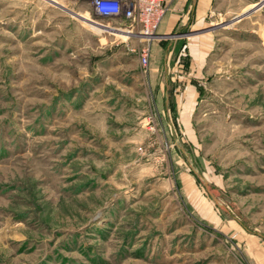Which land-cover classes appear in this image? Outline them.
I'll return each instance as SVG.
<instances>
[{
    "label": "rangeland",
    "instance_id": "374dc122",
    "mask_svg": "<svg viewBox=\"0 0 264 264\" xmlns=\"http://www.w3.org/2000/svg\"><path fill=\"white\" fill-rule=\"evenodd\" d=\"M50 1L0 0V264H264V0L193 33L199 78Z\"/></svg>",
    "mask_w": 264,
    "mask_h": 264
},
{
    "label": "crops",
    "instance_id": "0c3cea01",
    "mask_svg": "<svg viewBox=\"0 0 264 264\" xmlns=\"http://www.w3.org/2000/svg\"><path fill=\"white\" fill-rule=\"evenodd\" d=\"M227 1L228 0H169V11L158 30V34L161 38L165 39V41H161L158 44V47L165 55V63L169 62L173 55H175V61H177V63L181 62V58L189 56V67L192 68L193 73L196 72L195 77L199 78L202 76L201 73L205 69L207 60L210 54L213 53V46L211 43L212 33L207 31H201L197 34L193 33L204 29L210 17L214 14L229 13L231 5L228 7ZM238 1H240V5L244 2L246 8H250L256 3V0ZM50 2L54 4L58 3L56 0H51ZM172 34H174V36H171ZM154 49H156V47H154ZM188 63L187 60V64ZM194 99V86L189 84L186 87L185 95L178 101L179 104H182L183 111L179 113V119H175V125L180 128L181 134H185L183 130L191 126L190 118L195 111ZM172 133L173 132H171V134ZM173 137L176 136L173 134ZM173 145L175 147H180L176 139Z\"/></svg>",
    "mask_w": 264,
    "mask_h": 264
},
{
    "label": "built area",
    "instance_id": "2783aa9c",
    "mask_svg": "<svg viewBox=\"0 0 264 264\" xmlns=\"http://www.w3.org/2000/svg\"><path fill=\"white\" fill-rule=\"evenodd\" d=\"M80 1L86 3L93 13L101 19L121 21L120 28L103 26L113 33H123L127 39L135 41L128 47V50L138 56L142 70L147 71L152 43L161 38L158 30L169 11V0ZM115 5H119L118 13L111 11ZM78 17L90 23L82 15H78Z\"/></svg>",
    "mask_w": 264,
    "mask_h": 264
},
{
    "label": "clouds",
    "instance_id": "9594fccd",
    "mask_svg": "<svg viewBox=\"0 0 264 264\" xmlns=\"http://www.w3.org/2000/svg\"><path fill=\"white\" fill-rule=\"evenodd\" d=\"M111 11L118 13L119 12V5H115Z\"/></svg>",
    "mask_w": 264,
    "mask_h": 264
}]
</instances>
